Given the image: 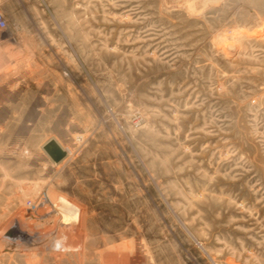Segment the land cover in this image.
Instances as JSON below:
<instances>
[{
	"label": "rangeland",
	"instance_id": "obj_1",
	"mask_svg": "<svg viewBox=\"0 0 264 264\" xmlns=\"http://www.w3.org/2000/svg\"><path fill=\"white\" fill-rule=\"evenodd\" d=\"M0 10V264H264V0Z\"/></svg>",
	"mask_w": 264,
	"mask_h": 264
},
{
	"label": "water",
	"instance_id": "obj_2",
	"mask_svg": "<svg viewBox=\"0 0 264 264\" xmlns=\"http://www.w3.org/2000/svg\"><path fill=\"white\" fill-rule=\"evenodd\" d=\"M43 149L55 163L61 162L66 157V152L59 147L55 140H50Z\"/></svg>",
	"mask_w": 264,
	"mask_h": 264
},
{
	"label": "built area",
	"instance_id": "obj_3",
	"mask_svg": "<svg viewBox=\"0 0 264 264\" xmlns=\"http://www.w3.org/2000/svg\"><path fill=\"white\" fill-rule=\"evenodd\" d=\"M6 29H7V24L0 10V32L5 31Z\"/></svg>",
	"mask_w": 264,
	"mask_h": 264
},
{
	"label": "bare ground",
	"instance_id": "obj_4",
	"mask_svg": "<svg viewBox=\"0 0 264 264\" xmlns=\"http://www.w3.org/2000/svg\"><path fill=\"white\" fill-rule=\"evenodd\" d=\"M235 38H236V37H235ZM51 140H53V139H51ZM55 141H56V140H55ZM48 142H49V141H48ZM48 142H47V143H48ZM56 142H57V141H56ZM47 143H46V144H47ZM46 144H45V145H46ZM57 144L59 145L58 142H57ZM59 147L63 150V148H62L60 145H59ZM66 155H67V154H66Z\"/></svg>",
	"mask_w": 264,
	"mask_h": 264
}]
</instances>
